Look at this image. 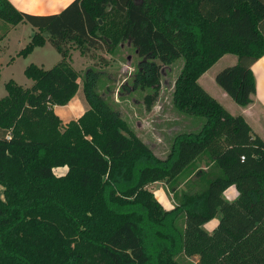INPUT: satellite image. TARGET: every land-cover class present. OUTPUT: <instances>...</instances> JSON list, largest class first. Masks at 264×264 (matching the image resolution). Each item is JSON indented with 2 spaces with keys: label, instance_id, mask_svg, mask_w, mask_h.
Segmentation results:
<instances>
[{
  "label": "trees",
  "instance_id": "16d2710c",
  "mask_svg": "<svg viewBox=\"0 0 264 264\" xmlns=\"http://www.w3.org/2000/svg\"><path fill=\"white\" fill-rule=\"evenodd\" d=\"M5 32L27 23L34 33L17 56L46 42L60 54L49 69L28 64L29 87L9 79L0 97V264H264V141L232 115L198 78L223 54L237 56L214 77L238 105L256 90L251 66L264 55V0H72L51 14L16 10L0 0ZM130 42L145 59L136 72L147 110L158 98L161 69L178 59L176 108L203 116L197 131L177 134L165 159L130 135L115 110L85 87L89 105L66 123L54 111L79 90L72 51L107 53ZM9 136V138H7ZM206 169L177 191L180 177ZM57 167L66 172L57 175ZM191 179L190 175L188 180ZM164 181L175 200L164 209L147 187ZM237 190L233 200L223 192ZM184 213L183 228L175 219ZM221 213L208 232L203 224ZM144 236L154 241L151 260ZM166 258H163L165 257Z\"/></svg>",
  "mask_w": 264,
  "mask_h": 264
},
{
  "label": "rangeland",
  "instance_id": "374dc122",
  "mask_svg": "<svg viewBox=\"0 0 264 264\" xmlns=\"http://www.w3.org/2000/svg\"><path fill=\"white\" fill-rule=\"evenodd\" d=\"M135 1L139 2L141 0ZM7 25L8 23L4 20H0V33L5 32L8 27ZM27 26V28L31 30V26L29 24ZM27 33L28 29H23L16 35H13L9 46L6 47L8 48L6 52L9 61H12L14 56H17L18 51L30 40L31 34L26 38ZM72 55L71 64L79 73V90L72 98L77 104V115L89 107L85 99L86 95L84 88L89 86L90 92L94 88L99 96H101L102 100L117 112L119 119L128 133L138 137L147 144L158 158H166L171 149L173 139L177 134L197 131L205 122L203 116L180 111L174 104L173 91L175 81L183 66V60L181 58L170 65L162 67L161 88L158 98L153 103L151 109L147 110L144 103V96L150 93L151 89L146 88L145 90H140L136 77L137 69L145 59H141L137 56L130 42H125L112 53H107L103 47H100L91 49V51L85 55H82L79 50L72 53ZM59 60L60 54L48 43L45 46L36 48L27 58L17 56L15 61L12 62L8 68L2 70V78L7 80L14 78L19 85L29 87L33 82L24 75V65L38 63L37 65H40V67L49 69ZM223 63L224 61H221L211 66L202 77L200 83L208 93L226 103V100H223L221 95V92L224 93V91L214 80L215 73H217L219 69H222L219 67ZM87 83L88 86H86ZM4 94H6V90ZM224 95L231 102V105L226 107H230L229 111L233 113L240 105L235 103L226 93H224ZM225 105H227V103ZM62 121H67V119H62ZM197 161L193 169H188L185 174L180 177L179 182L182 183V187H184H180V191L194 192L199 189V184L190 185L191 180L196 179V177L201 174V171H203L201 167L205 165L200 160ZM198 167L200 169H197ZM54 171L57 175H62L66 172V167H57ZM189 175L191 179L188 180ZM155 183L156 184L153 186L152 183H150L147 187L149 190L156 193L155 198L167 206L163 199L167 194L166 196L169 197L172 206L179 203V200H175L172 190L168 188L164 181H157ZM177 189L176 187L174 188V190ZM179 189L177 191H179ZM0 195L2 196L1 187ZM220 217L221 213L218 212L212 219L203 224V228L211 232L213 228L209 227L212 226L214 222H217ZM183 223L184 213L182 212L177 216L174 224L177 229L181 231ZM143 238L147 253L151 260H154L155 257L158 258V251L155 249L154 241L151 237L144 236ZM163 258H166V256ZM168 261H174L175 264H196L197 256L184 257L182 254H178L168 256Z\"/></svg>",
  "mask_w": 264,
  "mask_h": 264
},
{
  "label": "crops",
  "instance_id": "0c3cea01",
  "mask_svg": "<svg viewBox=\"0 0 264 264\" xmlns=\"http://www.w3.org/2000/svg\"><path fill=\"white\" fill-rule=\"evenodd\" d=\"M8 1L12 4V6L16 10L21 11V12H26V13H31V14H51V13L60 12L72 0H8ZM0 20H2V19H0ZM27 25H28L27 23H18L17 25L12 27L9 31H7L6 33H2V32L0 33V96L1 97H3L5 95L4 94L5 93L4 83L7 81V79L2 78V70L4 68H8V66L11 65V63L14 62L15 58L17 57V56H14L13 60L9 61L8 60V54L6 52L8 50V48H6V47L9 46L13 35H16L18 32L22 31L23 29H28V33L26 35L27 36L26 38H28L30 34H31L30 36L33 35L34 29L31 27L30 28L31 30H29V28H27L28 27ZM24 40H25V38H24ZM47 44H48V42H46L43 46H45ZM40 47H42V46H40ZM4 48H6V49H4ZM36 48H39V47H36ZM75 51H77V50L72 51V53H74ZM30 54L28 56H30ZM28 56H26V58ZM72 58H73V55H72ZM221 61H224V63L219 68H223L225 66L233 65L237 61V56L234 54H231V53L223 54L212 66L220 63ZM26 66H27V64L24 65V68ZM38 66H40V65H38ZM24 68H23V70H24ZM208 70H206L198 78V83L200 85H201L200 81H201L202 77L205 75V73ZM251 70L255 76L256 90H255L254 95L252 96V102L249 105H247V106H241L240 105V107L237 108L238 110L236 109L235 111H233V113H231L229 111L230 107L229 108L226 107L228 105L230 106L231 102L224 95L225 92L224 93L221 92V95H222V99L226 100L227 105H225L226 103H224L222 100L216 98L215 96H213L210 93L209 94L211 96H213L219 103H221L232 115H241L244 118V120L246 121V123L250 126L252 132L257 134L264 141V55L262 57H260L251 66ZM214 77H215V75H214ZM10 79L14 80V78H10ZM54 111L60 116L61 119H63V120L67 119V121H69L70 119L78 118L85 110L82 113H80L79 115H77V113H78L77 104L74 102V100L71 99L68 102V104H66L64 106H55ZM67 121H64V123H66ZM201 162H203V161H201ZM197 169H200V168L198 167ZM201 169H206V166L204 165V167H201ZM155 184H156L155 182L152 183V186ZM182 185H179L176 188L179 189L180 187H182ZM182 188H184V187H182ZM180 190H181V188L179 189V191ZM153 193L155 196L156 193L155 192H153ZM237 193L238 192H237L236 188L234 186H230L223 192V195H225L224 197L226 199L233 200L234 198H236ZM166 195L163 197V199L166 202L167 206L164 203H162L161 201H159L157 198L156 199L165 209L169 210L173 206H172V203H171L169 197ZM218 222H219V220H217V222H214V224H212V226H210L209 228L214 229L216 227V225L218 224Z\"/></svg>",
  "mask_w": 264,
  "mask_h": 264
},
{
  "label": "built area",
  "instance_id": "2783aa9c",
  "mask_svg": "<svg viewBox=\"0 0 264 264\" xmlns=\"http://www.w3.org/2000/svg\"><path fill=\"white\" fill-rule=\"evenodd\" d=\"M7 138H9V136H7Z\"/></svg>",
  "mask_w": 264,
  "mask_h": 264
}]
</instances>
